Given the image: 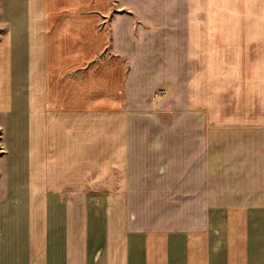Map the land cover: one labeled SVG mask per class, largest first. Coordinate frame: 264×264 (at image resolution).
I'll return each mask as SVG.
<instances>
[{
    "label": "crops",
    "instance_id": "obj_1",
    "mask_svg": "<svg viewBox=\"0 0 264 264\" xmlns=\"http://www.w3.org/2000/svg\"><path fill=\"white\" fill-rule=\"evenodd\" d=\"M0 10V264H264V0Z\"/></svg>",
    "mask_w": 264,
    "mask_h": 264
},
{
    "label": "rangeland",
    "instance_id": "obj_2",
    "mask_svg": "<svg viewBox=\"0 0 264 264\" xmlns=\"http://www.w3.org/2000/svg\"><path fill=\"white\" fill-rule=\"evenodd\" d=\"M9 22L4 17V10H0V90L7 88L10 85L9 74L7 71L8 62V36H9ZM0 106H3L2 104ZM8 112L0 110V204L6 196V170L8 155L10 153V146L14 145L8 126ZM11 150V154H12Z\"/></svg>",
    "mask_w": 264,
    "mask_h": 264
}]
</instances>
